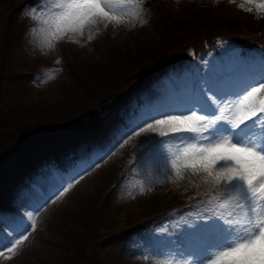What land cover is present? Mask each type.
Here are the masks:
<instances>
[{
    "label": "rangeland",
    "instance_id": "1",
    "mask_svg": "<svg viewBox=\"0 0 264 264\" xmlns=\"http://www.w3.org/2000/svg\"><path fill=\"white\" fill-rule=\"evenodd\" d=\"M8 1L0 0V67L8 64L20 67L25 63L34 73L6 80L3 95L5 99L16 97L31 106L55 103L71 88L75 89L68 77V61L80 60L103 69L101 65L107 67L106 62L126 50L136 54L155 42L161 33L155 11L143 0L140 13L143 22L134 21V27L131 24L110 25L106 30L101 27L100 34L94 33L90 42L86 36L75 37L81 44L53 41L55 46L47 47L45 42L51 38L33 20L35 24L22 40L6 47L3 38ZM169 1L181 9V6L204 8L222 0ZM33 4L21 6L15 15L31 19L30 10L40 7L41 0ZM237 5L234 8L241 11ZM248 14L262 19L255 12ZM225 47L220 50L224 51ZM259 54L263 52L243 56L238 47L231 45L221 55L209 52L204 64L187 60L153 76L135 78L131 86L133 93L114 106L119 107L117 112L122 121L112 123L110 117H104L99 124H92L96 119H89L91 125L86 126L85 132L91 135L73 133L78 149L60 158L63 170L56 169L51 162L50 146L42 148L37 142L29 144L27 163L12 155L3 157L0 169L10 176V184L16 183L0 201V250L10 246L25 230L30 231L33 218L37 230L18 247V254L12 259L6 257L13 254L4 251L0 264L59 263L64 255L61 247L65 225L97 208V200L105 197L110 199L107 211L112 228L124 229L129 220L146 217V222L140 223L132 235L123 234L109 242L110 264H154L160 258L197 264L217 238L216 230L204 227L214 222L213 206L200 203L208 199L210 186L202 180L193 183L181 179L176 174L169 179L170 169L165 160L170 150L175 151L176 139L132 133L147 122L162 118V114H186L201 99L202 89L220 97L238 92L253 78L259 79L264 75V57ZM46 74L54 78L48 80ZM57 121L54 116L48 126ZM76 179L79 183L74 182ZM69 182H73V187L57 199ZM141 187L153 190L141 194ZM38 201L41 202L37 204ZM77 225L82 228L80 223Z\"/></svg>",
    "mask_w": 264,
    "mask_h": 264
},
{
    "label": "snow or ice",
    "instance_id": "2",
    "mask_svg": "<svg viewBox=\"0 0 264 264\" xmlns=\"http://www.w3.org/2000/svg\"><path fill=\"white\" fill-rule=\"evenodd\" d=\"M229 2L236 4V0ZM142 5L143 0H41L29 16L51 38L45 46L54 47L53 41L81 44L75 37L86 36L90 42L101 27H134V21L143 22ZM237 7L264 18V0H241ZM201 92V99L186 114H162L132 135L153 133L176 139L175 151L170 150L165 160L169 179L176 174L210 186L208 199L200 203L213 206L214 222L204 227L216 230L217 238L197 264H264V75L234 94L218 97L209 89ZM72 187L69 182L56 198ZM139 190L143 194L153 188ZM29 228L0 250V256L4 251L13 254L7 259L18 254V247L37 230L35 218ZM154 264L193 262L160 258Z\"/></svg>",
    "mask_w": 264,
    "mask_h": 264
},
{
    "label": "trees",
    "instance_id": "3",
    "mask_svg": "<svg viewBox=\"0 0 264 264\" xmlns=\"http://www.w3.org/2000/svg\"><path fill=\"white\" fill-rule=\"evenodd\" d=\"M17 1L10 0L11 13L3 40L6 47L18 44L33 24L15 15ZM146 1L159 17L158 39L136 54L126 50L109 60L107 67L101 65L103 69L80 60L68 61V77L75 89L71 88L55 103L31 106L16 97L5 99L6 80L18 78L26 67L10 64L0 67V160L12 155L18 161H27L32 142L42 148L49 145L54 161H59L62 155H70L75 149L73 132L82 131L83 122L93 115L98 105L107 110L111 98L134 78L186 59L185 53L189 50L200 54L206 45L217 49L221 42L237 45L241 53L264 49V18L237 11L227 0L204 8L181 6V9L180 6L167 7L165 0ZM256 34L260 36L254 37ZM54 116L57 123L48 126ZM3 180L7 177H0V196L4 194ZM69 223L65 225L61 247L64 255L57 264H100L93 246L99 241L101 230L112 228V224L98 217L95 209L74 217Z\"/></svg>",
    "mask_w": 264,
    "mask_h": 264
},
{
    "label": "bare ground",
    "instance_id": "4",
    "mask_svg": "<svg viewBox=\"0 0 264 264\" xmlns=\"http://www.w3.org/2000/svg\"><path fill=\"white\" fill-rule=\"evenodd\" d=\"M40 202H41V201H38L37 204H39ZM37 206H39V205H37Z\"/></svg>",
    "mask_w": 264,
    "mask_h": 264
}]
</instances>
